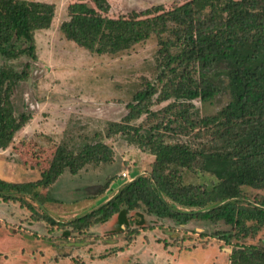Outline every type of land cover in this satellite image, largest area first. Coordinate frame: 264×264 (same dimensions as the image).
Returning a JSON list of instances; mask_svg holds the SVG:
<instances>
[{
	"label": "trees",
	"instance_id": "trees-1",
	"mask_svg": "<svg viewBox=\"0 0 264 264\" xmlns=\"http://www.w3.org/2000/svg\"><path fill=\"white\" fill-rule=\"evenodd\" d=\"M54 10L47 2L0 0V58L36 61L34 35L50 27ZM59 29L66 40L98 55L125 52L157 37L161 56L157 79L166 81L158 100L172 97L187 107L173 119L147 129L128 126L144 114L155 115L148 106L157 91L146 82L127 104L123 122L112 123L107 134L126 135L130 142L146 148L154 157L150 174L125 182L91 212L66 223L46 216L47 224L64 229L65 235L86 233L113 216L123 221V211L138 210L174 226L223 221L232 233L215 232L213 237L231 246L229 264H264L263 241L241 244L264 228V195L241 203L245 188L264 192V0H188L145 18L73 13ZM29 68V62L19 71L7 64L0 66V150L10 145L29 120L27 113L15 111L12 101L15 87L28 78ZM225 91L230 100L218 113L197 121L189 118L192 101L211 103ZM198 125L212 130V144L203 149L165 139L167 133L186 135ZM111 159V149L101 141L77 151L59 145L39 180H0V199L32 209L27 198L32 195L30 200H40L33 193L36 188L46 189L66 172L75 175L88 164H105ZM183 169L207 170L217 182L210 189L185 184L180 174ZM44 195L46 201H53L48 193ZM137 214L135 223L142 226ZM142 228L129 232L138 235Z\"/></svg>",
	"mask_w": 264,
	"mask_h": 264
},
{
	"label": "rangeland",
	"instance_id": "rangeland-1",
	"mask_svg": "<svg viewBox=\"0 0 264 264\" xmlns=\"http://www.w3.org/2000/svg\"><path fill=\"white\" fill-rule=\"evenodd\" d=\"M34 1L55 6L50 27L34 35L37 60L0 58V66L7 64L17 71L24 63L30 64L28 78L15 87L12 95L15 111L27 113L29 120L10 145L0 150V180H39L59 145L77 151L101 141L111 149L112 159L105 164H88L75 175L66 172L46 189L36 188L33 193L40 195V200H30L32 195L27 198L32 209L0 199V264H229L231 246L213 237L215 232L232 233L231 226L223 221L174 226L142 210L123 211V221L113 216L86 233L68 235L45 221L46 216L60 223L71 221L110 199L125 182L150 174L154 157L146 148L130 142L126 135L107 134L112 123L123 122L127 104L146 82L157 91L148 106L155 115L144 114L128 126L147 129L173 119L187 107L172 97L158 100L166 81L157 79L161 60L157 37L151 36L125 52L98 55L66 40L60 24L73 13L114 19L151 17L188 0ZM229 100L228 91L211 103L194 100L188 107L189 118L197 121L213 116ZM211 131L198 125L186 135L167 133L165 139L203 149L205 144H212ZM180 174L183 183L207 189L217 182L207 170L183 169ZM243 191L242 205L252 202L257 194L264 195L250 188ZM46 193L53 201L44 199ZM137 213L142 226L135 223ZM137 227H143L138 235L129 232ZM259 241L264 242L263 227L240 243L257 245Z\"/></svg>",
	"mask_w": 264,
	"mask_h": 264
},
{
	"label": "built area",
	"instance_id": "built-area-1",
	"mask_svg": "<svg viewBox=\"0 0 264 264\" xmlns=\"http://www.w3.org/2000/svg\"><path fill=\"white\" fill-rule=\"evenodd\" d=\"M131 181V180H130Z\"/></svg>",
	"mask_w": 264,
	"mask_h": 264
}]
</instances>
